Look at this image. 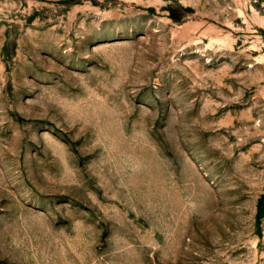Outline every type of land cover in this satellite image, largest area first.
<instances>
[{
	"label": "rangeland",
	"instance_id": "rangeland-1",
	"mask_svg": "<svg viewBox=\"0 0 264 264\" xmlns=\"http://www.w3.org/2000/svg\"><path fill=\"white\" fill-rule=\"evenodd\" d=\"M0 264H264V0H0Z\"/></svg>",
	"mask_w": 264,
	"mask_h": 264
}]
</instances>
